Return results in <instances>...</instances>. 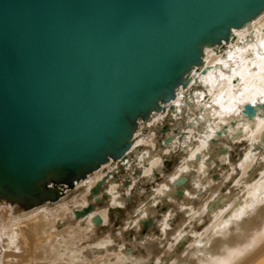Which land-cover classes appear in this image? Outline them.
Returning a JSON list of instances; mask_svg holds the SVG:
<instances>
[{
  "label": "water",
  "instance_id": "obj_1",
  "mask_svg": "<svg viewBox=\"0 0 264 264\" xmlns=\"http://www.w3.org/2000/svg\"><path fill=\"white\" fill-rule=\"evenodd\" d=\"M263 10L264 0H0V200L53 203L124 160L138 122L185 88L204 47ZM255 111L241 109L247 119Z\"/></svg>",
  "mask_w": 264,
  "mask_h": 264
},
{
  "label": "bare ground",
  "instance_id": "obj_2",
  "mask_svg": "<svg viewBox=\"0 0 264 264\" xmlns=\"http://www.w3.org/2000/svg\"><path fill=\"white\" fill-rule=\"evenodd\" d=\"M231 32L233 36L228 42L204 47L203 62L199 67L192 68L185 88L179 86L176 89L175 98L163 104L162 112L152 113L153 115L151 114L146 120L147 124L146 121L138 122V126L139 123H143L147 129L164 121L170 123L169 130L162 134L163 139L158 140L156 145L155 133L150 132L145 137L140 133L141 130L137 131V126L132 144L125 152L124 160L109 159L98 169L87 174L84 180L95 172L92 181L90 179V183L85 185L84 191L69 203L76 210L73 211L67 207L63 212L64 210H61L63 208L59 206L49 212L50 222L46 220V217L41 220L37 218L22 224L23 228L11 224L9 228L7 223H12L15 213L12 214L13 211L11 212L7 204L18 208L16 212L20 214V210L31 211L45 204L58 202L68 189H65L64 195L56 202H45L28 210L0 200L2 203L0 205V264H20L16 262L15 255L4 252L8 246L11 247L9 251H20L19 239L22 240L21 244L25 248L24 235L29 231L35 237L41 235L44 238L42 248L38 247L39 254L50 256L54 244L60 243L58 238L61 232L56 231L53 226L48 232L44 230L49 223H54L59 213L67 214L66 211L71 210L70 216L73 218L75 211L92 205L88 203L90 190L102 179H108L107 177L117 169L127 171L125 179L130 182L125 185L127 194H130L138 179L147 183L154 182V178L161 173L165 159L177 151L182 160L164 181L150 192L145 203L135 211L136 219L129 220L126 227L137 229L138 224L143 226V223L147 221L151 222V226L153 222L147 217L155 213L154 207L157 203L170 202L173 196H179L183 200L181 206H186L191 211V221L187 223L189 227L185 233L183 227H177L173 238L175 243L172 247L177 245L183 247L188 237L193 240L185 247L176 260V264H264V103H261L264 101V10L249 23L241 28H233ZM244 104L256 107L255 115L250 119L241 112ZM257 104L260 106L257 107ZM170 105L174 107L173 110H169ZM174 129L178 133L173 134ZM216 132H220V135ZM167 136H171V139L164 144L163 140ZM147 142L149 145H146ZM235 143L245 146L239 162L228 170L230 173H226L222 181L214 184L209 174L215 165L221 166V163L229 162L230 144ZM260 151L262 154H259ZM258 158L259 162L256 163ZM110 161L115 164L106 171L105 167H109ZM119 162L123 164L120 165ZM254 171L258 172L255 176H253ZM235 173L238 174L232 189L224 195L221 194L222 187L225 186L226 181L233 178ZM213 178L217 177L213 176ZM84 180H80L75 186ZM188 181L191 183L190 191L182 188ZM178 182H180L179 187ZM103 185L106 188L105 199L108 200L109 207L111 209L121 207L124 204L119 190L122 185L111 180ZM179 189L180 194L176 193ZM100 190L95 196L101 192ZM203 192L208 193L206 200L192 209L194 197ZM232 192H234L233 195ZM79 204L80 207H78ZM107 213V208L98 210L92 205L88 214L80 215L75 219H81L79 223H83L89 233L93 231L92 224L95 226L94 217L100 218V227L108 223ZM171 217L173 214L170 213L159 217V229L162 236L166 233ZM205 217L209 221L208 226L202 233L196 234L192 225L202 224ZM26 226L28 228H25ZM79 240L75 237L76 242ZM91 246L88 248V254L92 256L94 252L100 256L99 264H145L137 259L138 257L132 258L121 248L111 252L110 235L97 240L93 244L94 248ZM63 247L67 246L63 245ZM75 247L71 250L72 255L82 252L83 247H78L77 243ZM85 249L87 247H84ZM184 258L187 260L185 263L182 262ZM86 264L92 263L88 261Z\"/></svg>",
  "mask_w": 264,
  "mask_h": 264
},
{
  "label": "rangeland",
  "instance_id": "obj_3",
  "mask_svg": "<svg viewBox=\"0 0 264 264\" xmlns=\"http://www.w3.org/2000/svg\"><path fill=\"white\" fill-rule=\"evenodd\" d=\"M154 114V113H153ZM152 114V115H153ZM147 124V121L145 122ZM168 125L171 126L170 123L167 121H164L161 124H157L155 126H152L151 128L146 127L143 123H139L137 131L141 130V134L145 137L148 136L151 133H155V143L158 144V140L163 139V135H158L156 132V127L162 126V125ZM145 126V127H144ZM145 129V130H144ZM151 130V131H150ZM146 145H149L147 142ZM230 153L228 155L229 162L221 163V166H214V169L209 174L212 177V180L214 184L217 182H220L225 177L224 175L229 174L228 171L230 168L235 166L239 162V157L244 149V145L241 143H235L230 144ZM145 147V146H144ZM150 148V146H147ZM258 152V151H257ZM261 152V153H260ZM259 154H262V151H260ZM179 151L173 152L170 156H168L165 159V162H163V165L161 167V173L157 175L156 178H154V182L147 183L141 179H138L135 183V186L132 188L130 194H127L125 192V185H127L129 182L128 179H125L127 171H124L123 169H117L114 171L113 174L108 176L105 181L106 183L111 181H115V183L122 185L119 190L122 199L124 200V204L119 208H110L109 204H107V201L105 199L104 191L106 190L105 186L102 185L101 189L102 191L94 196V198H89L88 203L92 204L94 208L100 210L103 208L108 209V223L105 226L100 227L101 225H93L92 232H87L84 228L83 223H79L81 219H75L70 216L71 210H67L66 213H59V217L54 220V223L48 224V226L45 228V232H48L49 229L52 228V226L55 228V230H59L61 233L60 237L58 238V241L60 243L54 244V249H51L52 253L50 256H43L39 254V248H42L44 238L41 237V235H38V237H35L32 235V233L29 231L26 235H24V240L26 239V246L24 248V245L21 244V239H19V248L20 251H9L11 249L10 246L7 247V250H5L4 253L11 254L16 256V262L20 264H86V262H91L92 264H99L101 260L98 259L97 254L94 252L92 253V256L88 254V248L91 246L94 248L93 244L103 238L106 235H110L112 240V246L110 247V251H117L119 248L123 249L125 253H129V255L132 258H137L143 261L145 264H176V260L180 255L182 254L185 247L192 242L193 239L188 237L187 242H185L184 246H175L172 247L175 243L173 241L175 232L177 230V227H183L184 233L188 231L187 223L191 221V211L188 207H182L181 203H183L182 197H175L171 198L170 202H159L154 207L155 213L153 215H150L148 218L152 220V225L148 227L147 229H144L142 225L138 224L137 229H133L131 227H126V224L130 222L131 220L136 219V212L137 209L141 206V204L145 203V201L148 199V195L150 192L173 171L174 167H176L179 162L182 160L180 155L178 154ZM259 162V158L256 161V163ZM262 162V161H260ZM109 167H105L106 171H108L109 168L113 167L114 162L110 161ZM107 163V164H108ZM105 164V165H107ZM120 165H122L119 162ZM223 164V165H222ZM105 171V172H106ZM104 172V173H105ZM95 173V172H94ZM93 173V174H94ZM103 173V174H104ZM258 172L254 171L253 176L257 175ZM93 174L89 175L86 180L83 182H80L75 186V189L66 191L63 198H61L58 202L54 204H45L41 206L40 208H36L31 211H19L21 212L18 214L16 210L18 208L14 206H10L7 204L12 212L15 213V216L12 219V223H7V227H11V225H18L19 227L23 228L22 224L29 220H35L39 218L40 220L44 217H46V220L50 222V219L48 218L49 212L57 207H62L65 212L66 208L69 207L73 211L76 210V208L70 206V200L78 196L81 192L84 191V187L86 184L90 183V179L92 181ZM238 174V173H237ZM236 173L234 174L233 178H231L229 181H226L225 186L222 187L221 194H225L229 189H232V186L234 184V180L237 178ZM136 176V175H135ZM213 176H216L217 178L214 179ZM106 177V176H104ZM182 187L186 191H190L191 189V183L188 181L185 185ZM234 192H232V195ZM208 193L203 192V194L195 196L192 202V206L194 209L195 207L201 205L207 198ZM95 198H99L101 200L100 203L95 202ZM125 199H128V202H125ZM94 200V201H93ZM68 201V202H67ZM69 204V205H68ZM2 205V203H0ZM63 205V206H62ZM66 206V207H65ZM81 205L79 204L78 207ZM12 208V209H11ZM74 208V209H73ZM95 210V209H94ZM93 210V211H94ZM69 211V212H68ZM0 213H1V206H0ZM167 213L173 214V217L169 219V226L166 230V233L164 236H162L160 229H159V217L163 216ZM11 214V215H12ZM130 220V221H129ZM47 221V222H48ZM71 221V223H69ZM204 222L202 224H194L192 225L195 233L200 234L202 231L208 226L209 221L207 217L203 219ZM20 223L21 225H19ZM11 224V225H10ZM71 225V227H69ZM99 227V228H98ZM8 228V229H9ZM25 228H28L27 226ZM87 233V234H85ZM75 237H78L80 240L78 242L75 241ZM76 243L78 244V247H83L82 252L75 253L74 255L71 254V250L75 249ZM173 244V245H172ZM35 245V247H34ZM63 245H66L67 247H63ZM84 247H87V249L84 250ZM34 250V251H33ZM94 250V249H93ZM33 251V252H32ZM70 251V252H69ZM99 255V254H98ZM8 260H10V257H8ZM184 260V261H183ZM67 261V262H64ZM182 262L185 263L187 260L184 258L182 259Z\"/></svg>",
  "mask_w": 264,
  "mask_h": 264
},
{
  "label": "snow or ice",
  "instance_id": "obj_4",
  "mask_svg": "<svg viewBox=\"0 0 264 264\" xmlns=\"http://www.w3.org/2000/svg\"><path fill=\"white\" fill-rule=\"evenodd\" d=\"M261 103H264V101H261Z\"/></svg>",
  "mask_w": 264,
  "mask_h": 264
}]
</instances>
